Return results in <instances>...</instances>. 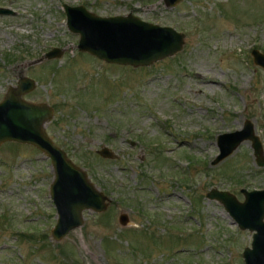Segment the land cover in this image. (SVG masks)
Returning <instances> with one entry per match:
<instances>
[{"label":"rangeland","instance_id":"1","mask_svg":"<svg viewBox=\"0 0 264 264\" xmlns=\"http://www.w3.org/2000/svg\"><path fill=\"white\" fill-rule=\"evenodd\" d=\"M64 4L173 27L184 47L149 67L108 64L78 49ZM0 8L14 11L0 14V102L21 76L35 80L24 98L54 109L47 133L109 198L105 212L84 211V224L56 241L51 159L1 144L0 264H246L254 232L207 193L244 201L243 189H264L251 140L212 164L218 136L247 120L264 147V68L252 55L264 53V0H0ZM54 47L62 56L43 58ZM103 146L118 157L102 158Z\"/></svg>","mask_w":264,"mask_h":264},{"label":"water","instance_id":"2","mask_svg":"<svg viewBox=\"0 0 264 264\" xmlns=\"http://www.w3.org/2000/svg\"><path fill=\"white\" fill-rule=\"evenodd\" d=\"M164 1L167 6H174L180 0ZM64 9L69 30L80 35L78 49L108 64L149 67L176 55L185 44L182 32L142 20L133 13L101 16L84 5L69 4H64ZM13 13L11 9L0 8V14ZM63 53L62 48L54 47L43 58H59ZM252 55L254 63L264 68V53L253 49ZM36 85L32 78L21 76L18 86L10 87L0 102V145L5 142L32 145L51 159L55 177L50 194L58 215L52 238L61 241L84 224V211L105 212L109 198L90 181L86 170L76 165L47 133L46 124L53 118L54 109L46 103L24 98ZM245 140L252 141L258 165L264 167V147L250 120L245 122L242 130L218 136L220 153L212 164L216 165L230 156ZM97 153L104 159L118 157L108 146H103ZM242 192L244 201L229 191L217 188H212L207 197L222 202L242 230L254 232L251 246L243 251L245 263L264 264V189H243ZM119 223L125 227L132 222L128 214L122 212Z\"/></svg>","mask_w":264,"mask_h":264},{"label":"bare ground","instance_id":"3","mask_svg":"<svg viewBox=\"0 0 264 264\" xmlns=\"http://www.w3.org/2000/svg\"><path fill=\"white\" fill-rule=\"evenodd\" d=\"M198 75H199V77H200L201 79H204V77H205L201 72H198ZM210 82H212V83H217L215 80H210Z\"/></svg>","mask_w":264,"mask_h":264}]
</instances>
